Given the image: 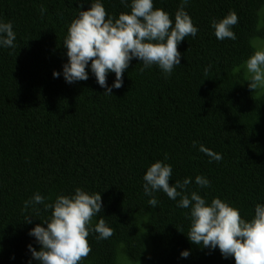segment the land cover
I'll return each instance as SVG.
<instances>
[{
  "label": "trees",
  "instance_id": "1",
  "mask_svg": "<svg viewBox=\"0 0 264 264\" xmlns=\"http://www.w3.org/2000/svg\"><path fill=\"white\" fill-rule=\"evenodd\" d=\"M153 2L174 22L181 0ZM91 3L0 0V20L16 33L14 48L0 47V264H37L27 246H40L29 230L52 210H25L24 202L39 192L52 203L77 187L101 192L93 224L103 218L114 230L108 239L90 233L80 264H235L218 248L190 242L189 210L165 193H153L159 204L149 205L143 176L160 160L172 165L170 184L191 177L189 190L209 202L221 198L244 219L264 204V93L248 87L244 66L256 39L264 40V0H189L185 10L198 32L178 44L181 64L165 77L156 65L141 72L133 59L111 95L91 72L74 83L62 75L68 27ZM103 4L114 17L130 11L120 0ZM230 11L238 15L237 38L219 40L211 21ZM114 80L108 74L109 86ZM201 144L222 160L210 162ZM197 175L210 186L196 185Z\"/></svg>",
  "mask_w": 264,
  "mask_h": 264
},
{
  "label": "clouds",
  "instance_id": "2",
  "mask_svg": "<svg viewBox=\"0 0 264 264\" xmlns=\"http://www.w3.org/2000/svg\"><path fill=\"white\" fill-rule=\"evenodd\" d=\"M120 3L130 11L114 17L106 12L103 0H92L91 6L80 10L70 23L63 41L68 60L63 64L62 75L67 83L87 80L91 72L105 89L104 93L111 95L113 89L123 86V74L133 59L142 62L141 72L156 65L165 77L181 64L178 44L198 32L185 10L189 0H181L174 22L163 8L154 7L153 0H120ZM44 11L42 7L41 13ZM238 22L237 13L230 11L220 20L213 19L211 27L217 39L236 40L233 26ZM15 41L12 22L0 20V47L14 48ZM253 47L256 50L244 62L245 80L251 90L264 93V45L253 43ZM110 73L115 74V80L109 86ZM53 76L59 78L61 72L54 70ZM199 151L210 162L223 158L203 144L199 145ZM172 172V165L160 160L147 168L143 190L150 197L148 204L157 206L159 201L153 193L162 191L176 201L177 207L189 210L186 215L190 226L186 234L190 242L212 251L218 248L223 258L234 257L235 264H264V204L257 203L253 218L244 219L236 207L221 198L214 197L209 202L198 191L189 190L191 177L170 184ZM195 183L201 188L210 186V181L202 175L195 177ZM45 200L46 197L36 192L24 202L25 210L40 204L45 210H52L50 217L29 230L40 246L39 250L32 244L27 246L37 264H80L91 251L87 239L90 233H96L97 239L113 235L114 230L103 218L93 224V217L102 212L101 192L77 187L73 194H60L52 203ZM30 217L33 216H27L25 221L31 223ZM189 255L188 249L180 253L185 259ZM28 264H32L31 259Z\"/></svg>",
  "mask_w": 264,
  "mask_h": 264
},
{
  "label": "rangeland",
  "instance_id": "3",
  "mask_svg": "<svg viewBox=\"0 0 264 264\" xmlns=\"http://www.w3.org/2000/svg\"><path fill=\"white\" fill-rule=\"evenodd\" d=\"M262 9H264V5L261 7V9L259 10V15H260V13H261V11H262ZM253 41H254V39H253ZM257 45H264V40H257L256 39V42H255Z\"/></svg>",
  "mask_w": 264,
  "mask_h": 264
}]
</instances>
